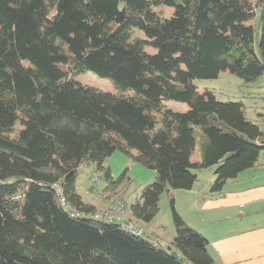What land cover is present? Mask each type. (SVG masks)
I'll list each match as a JSON object with an SVG mask.
<instances>
[{
    "label": "trees",
    "instance_id": "16d2710c",
    "mask_svg": "<svg viewBox=\"0 0 264 264\" xmlns=\"http://www.w3.org/2000/svg\"><path fill=\"white\" fill-rule=\"evenodd\" d=\"M85 71L115 92L74 79ZM221 71L246 87L262 78L264 0H0V264H213L173 192L214 167L210 192L219 193L264 150L242 100L193 82ZM116 150L155 174L131 218L152 221L168 196L169 245L130 219L95 217L78 194L84 163L116 192L125 174L114 179L104 165Z\"/></svg>",
    "mask_w": 264,
    "mask_h": 264
},
{
    "label": "crops",
    "instance_id": "0c3cea01",
    "mask_svg": "<svg viewBox=\"0 0 264 264\" xmlns=\"http://www.w3.org/2000/svg\"><path fill=\"white\" fill-rule=\"evenodd\" d=\"M186 109L187 105L183 111ZM250 119L264 132V112ZM199 158L196 146L191 161L197 162ZM198 171L195 170L197 178L190 189L173 192L174 205L182 219L208 239L213 264H264V150L256 165L227 180L219 193L210 192L213 170L206 178L204 188L197 186ZM96 211H99L98 207ZM157 216L148 223L137 222L146 234L169 245L174 230L163 238L161 228L164 226Z\"/></svg>",
    "mask_w": 264,
    "mask_h": 264
},
{
    "label": "rangeland",
    "instance_id": "374dc122",
    "mask_svg": "<svg viewBox=\"0 0 264 264\" xmlns=\"http://www.w3.org/2000/svg\"><path fill=\"white\" fill-rule=\"evenodd\" d=\"M158 9L165 16L170 15L172 12V8L165 6H159ZM134 34L143 36L142 32L138 30ZM150 51L153 50L150 49ZM74 79L83 85L102 91L115 92V88L107 78H101L91 71L77 74ZM193 82L199 91L205 89L213 90L219 100H242L248 118L258 117V113L264 112V74L257 83L249 87L242 86V80L228 71H221L217 78L194 79ZM185 105L176 101L166 102V106L174 111H182ZM104 165L109 168L114 179L119 178L123 173L125 174L123 183L116 189V192L113 193L106 189L107 183L103 179L102 174L95 171L92 165L84 163L80 166L75 183L78 194L81 195L82 200L88 201L99 208L96 213L104 214L110 211L114 217L130 219L133 224L140 226L139 222L131 218L129 205L137 198L141 187L153 181V171L135 162L127 154L119 150L107 156L104 160ZM212 170L213 168L209 167L199 169L198 177L200 180L197 186H200V188L205 187V181L208 180L206 178L212 173ZM122 202L124 213L122 208L118 210H122V212L117 211ZM170 212L169 198L164 193L159 199L157 217L164 226L161 228V232L165 239L170 234V231L174 230Z\"/></svg>",
    "mask_w": 264,
    "mask_h": 264
},
{
    "label": "built area",
    "instance_id": "2783aa9c",
    "mask_svg": "<svg viewBox=\"0 0 264 264\" xmlns=\"http://www.w3.org/2000/svg\"><path fill=\"white\" fill-rule=\"evenodd\" d=\"M121 206V205H120ZM121 208L119 207V208H117V211L118 210H120ZM118 212H122V210L121 211H118ZM95 217H97V218H100V217H107V218H114V216L112 215V213L109 211V212H106V213H95V215H94ZM120 219H122L123 221H125L124 220V218H122V217H120ZM127 225L129 226V227H134V225L135 224H133L132 222H130V221H127ZM140 228H139V230H138V232H140Z\"/></svg>",
    "mask_w": 264,
    "mask_h": 264
}]
</instances>
